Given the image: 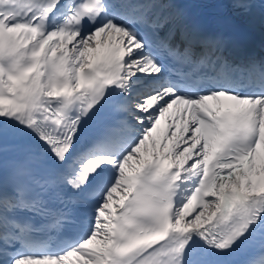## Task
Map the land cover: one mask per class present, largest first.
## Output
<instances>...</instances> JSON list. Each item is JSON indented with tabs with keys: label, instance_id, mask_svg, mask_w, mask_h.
Listing matches in <instances>:
<instances>
[{
	"label": "snow or ice",
	"instance_id": "6c2138e0",
	"mask_svg": "<svg viewBox=\"0 0 264 264\" xmlns=\"http://www.w3.org/2000/svg\"><path fill=\"white\" fill-rule=\"evenodd\" d=\"M138 7L0 0V264H264V75L250 93L162 78ZM22 213L78 236L39 252Z\"/></svg>",
	"mask_w": 264,
	"mask_h": 264
},
{
	"label": "bare ground",
	"instance_id": "6f19581e",
	"mask_svg": "<svg viewBox=\"0 0 264 264\" xmlns=\"http://www.w3.org/2000/svg\"><path fill=\"white\" fill-rule=\"evenodd\" d=\"M244 17H246L245 20H250V22H253L255 20V15L253 13L246 14ZM110 53H111V49L107 45H101L100 47L97 48L96 51L90 53V59L93 62L102 60L103 58L107 59L109 57ZM170 119H176V116H175L174 113L170 116ZM160 134H161V130H157V132L154 135V140L157 142V148L155 150H153L152 144L150 142L149 145L147 146V151L142 153V158H145V160L148 159L150 155H154L155 153H157V151H160L163 148L164 140H165L167 134L165 135V137H163V138L160 137L159 138ZM161 138H162L161 141H162L163 144H160L159 140ZM261 153L263 154V156L262 157H258V159H257V164L258 165L261 162H264V149L261 151ZM245 166H247V165H245ZM91 247L99 248V247H102V246L99 245L98 243H95ZM69 264H82V261H80L77 257H73L69 261Z\"/></svg>",
	"mask_w": 264,
	"mask_h": 264
}]
</instances>
